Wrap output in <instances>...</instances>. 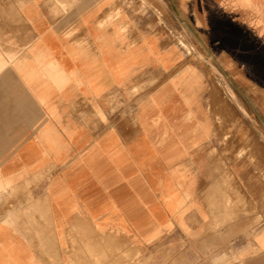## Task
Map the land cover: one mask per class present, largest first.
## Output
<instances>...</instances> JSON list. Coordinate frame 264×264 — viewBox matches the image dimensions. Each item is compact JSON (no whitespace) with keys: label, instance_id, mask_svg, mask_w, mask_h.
I'll return each instance as SVG.
<instances>
[{"label":"crops","instance_id":"crops-1","mask_svg":"<svg viewBox=\"0 0 264 264\" xmlns=\"http://www.w3.org/2000/svg\"><path fill=\"white\" fill-rule=\"evenodd\" d=\"M143 5L0 0V182L48 218L0 221V264H174L207 234L223 80ZM245 237L199 264H264Z\"/></svg>","mask_w":264,"mask_h":264},{"label":"rangeland","instance_id":"rangeland-1","mask_svg":"<svg viewBox=\"0 0 264 264\" xmlns=\"http://www.w3.org/2000/svg\"><path fill=\"white\" fill-rule=\"evenodd\" d=\"M142 2L144 19L155 11L159 33L192 61L206 62L212 75L223 80V113L216 118L218 128L222 125L224 161V176L217 183L220 192H208L212 220L207 234L193 238L173 261L199 264L208 259L206 250L211 247L226 250L242 234L250 238V231L264 225V0ZM1 185L0 221L48 220L34 211L36 194L29 186L5 190ZM232 210H238L237 215ZM253 215V230L226 228L234 221L241 225Z\"/></svg>","mask_w":264,"mask_h":264},{"label":"bare ground","instance_id":"bare-ground-1","mask_svg":"<svg viewBox=\"0 0 264 264\" xmlns=\"http://www.w3.org/2000/svg\"><path fill=\"white\" fill-rule=\"evenodd\" d=\"M231 2H232V0H231ZM230 2V3H231ZM238 2H240V3H243V4H249L250 2H251V0H238ZM239 5V4H238ZM231 6V5H230ZM240 6V5H239ZM239 8V7H238ZM259 19V18H258ZM255 27V26H254ZM258 29H260V28H258ZM261 33V32H260ZM264 33V32H263ZM264 35V34H263ZM239 124V123H238ZM224 125V124H223ZM225 126V125H224ZM239 126V125H238ZM235 198V197H234ZM238 198V197H237ZM236 198V199H237ZM243 205V204H242Z\"/></svg>","mask_w":264,"mask_h":264}]
</instances>
